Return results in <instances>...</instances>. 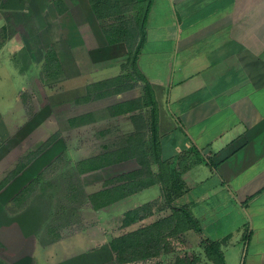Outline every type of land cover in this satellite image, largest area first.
Listing matches in <instances>:
<instances>
[{"label": "crops", "instance_id": "0c3cea01", "mask_svg": "<svg viewBox=\"0 0 264 264\" xmlns=\"http://www.w3.org/2000/svg\"><path fill=\"white\" fill-rule=\"evenodd\" d=\"M36 5V11L24 9L30 14L28 31L34 33L27 31V37L36 36L37 30L45 35L46 19L37 13L50 15L47 24L60 16L52 0L44 9ZM67 12L71 39L87 52L77 68L88 63L102 67L98 70L115 66L117 72L101 79L119 75L125 47L107 44L88 1L74 0L61 16ZM52 35L47 39L54 41L44 51L53 46L59 55L62 45L55 44L56 38L68 36ZM136 63L157 103L163 159L181 157V164L187 165L181 174L187 190L172 205L187 207L201 231L186 235L200 250L201 241H224V264H264V0H151ZM12 160L0 180L14 167ZM41 163L33 161L0 190V260L5 264L12 255L17 263L28 264L36 249L31 233L41 230L45 221H39L26 202L8 208L37 169L45 167ZM137 167L135 162L120 173ZM161 198V185L153 184L108 208H120L122 218L126 210ZM102 210L91 212L99 219L107 209ZM152 220L151 215L133 225Z\"/></svg>", "mask_w": 264, "mask_h": 264}, {"label": "rangeland", "instance_id": "374dc122", "mask_svg": "<svg viewBox=\"0 0 264 264\" xmlns=\"http://www.w3.org/2000/svg\"><path fill=\"white\" fill-rule=\"evenodd\" d=\"M49 1L51 0L46 1V5ZM62 1L71 10V2L74 0ZM23 5L25 8L32 7L31 9L37 10L34 0H23ZM5 15L6 13L0 10V27L5 22L7 38L13 39L7 40L5 46L0 48V158L4 156L3 160H0V176L4 175L3 172L11 158L14 163L17 162L18 158L30 150H35L53 133L58 135L57 139L33 161L40 160L41 165L47 167L58 156L61 159L56 170L45 175L42 184L36 187L35 192L26 201L35 215L37 214L35 217L45 221L41 230L37 229L31 233L35 237L33 245H36V249L32 257L29 254L32 260L30 259L28 264H113L114 254L107 243L109 237L134 229L136 225L122 227L120 208L106 207L104 216L99 219L88 205L75 208L68 203L64 197L65 191L60 187L73 177L75 162L101 153L104 151V145L115 142L133 130L129 116L108 117L106 107L139 97L142 94V83L138 82L134 88L119 94L78 104L75 99L84 92L82 86L105 75H112L118 69L114 66L115 68L98 70L102 67L90 63L77 68L75 64L78 61L81 64L87 52L84 45H77L78 41L71 39V12L59 17L54 16L56 21L52 24L46 23L50 20V15L45 14L42 18L38 13V16L34 14L40 20L46 19V22H43L45 35L39 34L37 30L34 37L26 36L27 26L16 25L13 17L7 18ZM53 26L57 28L54 32L51 31ZM64 33L68 36L67 39L61 36ZM52 34H55V38L57 35L61 36L56 38L55 44L62 45L61 54L58 56H61L66 67L61 65L62 73L58 81L47 83L41 74V64L46 44L54 41L47 39L53 36ZM71 45H74L73 49ZM22 46L24 49H19ZM116 60L118 61V58ZM119 60L122 63L124 57ZM77 71L82 74L79 75ZM87 112H94L100 119L85 126L71 127L74 118ZM10 146L12 148L8 149ZM132 164L135 165V161L129 160L126 164H114L100 171L84 174L81 176L83 186L87 192L97 190L101 188L104 179L128 170ZM40 169L41 167L35 170V175L42 171ZM18 204L20 206L21 203L9 204L8 209L12 206L19 207ZM162 214L163 212L154 211L153 219ZM57 224L60 239L50 242V236H54L51 230ZM171 242L172 251L155 258L158 260L152 264H173L175 257L185 251L190 255L202 252L197 248L195 239L186 234L171 238ZM13 257L12 255L10 264H19ZM128 264L149 263L136 261Z\"/></svg>", "mask_w": 264, "mask_h": 264}, {"label": "trees", "instance_id": "16d2710c", "mask_svg": "<svg viewBox=\"0 0 264 264\" xmlns=\"http://www.w3.org/2000/svg\"><path fill=\"white\" fill-rule=\"evenodd\" d=\"M44 9L47 0H35ZM99 22L101 32L108 45L123 44L125 47L124 60L120 64L119 75L101 79L87 84L84 92L75 99L78 104L92 99L119 94L130 90L141 82L142 94L139 97L119 101L106 107L108 117L127 115L133 125V130L115 142L104 145V151L80 159L73 165V177L65 182L62 188L65 198L75 208L88 205L93 211L102 209L117 201L132 195L153 184L162 187V198L145 202L133 209L126 210L121 218L122 227H130L153 215L152 209L163 212L152 221L139 225L108 239V245L114 254L113 264H128L136 261H146L160 257L172 251L171 238L184 235L186 232H200V224L187 207L176 208L172 202L187 190L181 179V174L187 168L181 157L175 161L163 159L158 134V109L153 90L139 71L136 57L145 41V27L151 0H87ZM56 12L61 15L67 11L62 0H52ZM23 0H0V10L7 18L13 17L16 25L26 27L30 17L24 12ZM28 31V30H27ZM30 34L31 32L28 31ZM7 27H0V48L7 42ZM61 61L53 46H49L43 55L41 74L45 82L55 83L61 77ZM94 112H87L72 120L71 127L88 125L98 120ZM58 135L53 133L40 143L35 150L20 157L14 167L0 180V190L17 176L39 154L48 148ZM60 156L45 167L12 199V204L26 202L36 187L44 180L46 174L55 171L60 163ZM134 160L136 169L120 173L104 179L101 188L87 192L81 176L100 171L114 164ZM19 206V204H18ZM167 210V211H165ZM57 226L47 235L50 242L60 239ZM49 243V242H48ZM224 241H201L202 252L190 255L187 251L176 256L173 264H224L221 249ZM0 264H5L0 260Z\"/></svg>", "mask_w": 264, "mask_h": 264}, {"label": "built area", "instance_id": "2783aa9c", "mask_svg": "<svg viewBox=\"0 0 264 264\" xmlns=\"http://www.w3.org/2000/svg\"><path fill=\"white\" fill-rule=\"evenodd\" d=\"M158 260V259H157ZM157 260H155V258L154 259H149V260H146L149 264H152V262L153 263H155Z\"/></svg>", "mask_w": 264, "mask_h": 264}]
</instances>
